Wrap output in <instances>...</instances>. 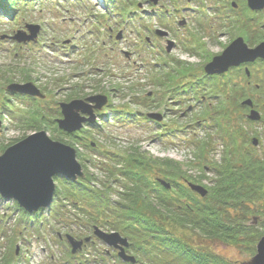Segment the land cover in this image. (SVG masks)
Instances as JSON below:
<instances>
[{
	"label": "rangeland",
	"instance_id": "374dc122",
	"mask_svg": "<svg viewBox=\"0 0 264 264\" xmlns=\"http://www.w3.org/2000/svg\"><path fill=\"white\" fill-rule=\"evenodd\" d=\"M138 1L137 7L126 5L124 0H117L115 3L112 0H41L18 15L22 18L18 26L14 21H1L0 89L4 91L0 93V112L2 109L6 114H0V156L12 145L40 131H46L52 139L58 137L47 129L34 131L21 128L18 116L25 114L36 102H23L12 95L8 96L6 87L10 82L35 84L47 96L41 106L54 119L59 117V103L106 92L111 94L110 106L113 108H107L104 118L98 121L99 132L88 128L93 135L90 140L94 139L98 144H94L93 149H98L101 153L84 147L88 141L72 143L64 138L67 141L63 143L76 149L79 162L85 163L88 173L101 180L94 182L93 188L106 191V187L110 186L114 189L108 195L113 202L120 201V194L125 193L126 189L120 183L109 181L108 173L102 171L104 168L113 172L116 168L108 154L127 156L132 148L138 146L142 152L149 153L152 157L183 163L192 177L200 175L201 170L207 171L208 178L214 176L209 165L221 162L227 149H236L241 154L251 153L264 159V139L261 138L263 146L258 149L235 135L233 129L237 125L239 127L240 122L236 120L234 111L225 109L213 115L199 106V94L194 96L193 93L201 91L196 85L200 82L194 77L177 75L171 56L167 55L168 51L142 53L145 47L142 39L151 40L148 30L156 28L165 33L163 38L166 42L162 41L161 46L165 43L171 49L173 58L195 63V58L184 57L176 49V44L169 39L167 25L177 26L181 16L187 20L196 17V12L191 11L195 8H200L202 16L208 17L212 7L223 9L224 3H213L215 0H200L196 3L193 0H158L157 5L151 7L147 1ZM162 9L164 13L160 20L158 14H161ZM28 25L40 27L38 37L35 41L17 47L18 43L11 38L19 31H26ZM119 31H123V43L111 40L113 34ZM132 45L137 49H132ZM132 50H135L134 57L126 53ZM144 60L148 64H142L145 63ZM131 63H135L133 67H130ZM209 89L211 90L210 87ZM75 94L78 96H73ZM157 95L160 96L159 103L153 101ZM5 107L8 109H3ZM149 112L163 115L165 124L153 123L146 116ZM218 117H224L219 120V127L215 125ZM24 136L26 137L22 139ZM15 140L20 141L12 143ZM207 140L208 144L210 142L205 147L208 164H202L197 160L196 154L201 143ZM79 154L83 155L84 160L79 159ZM123 165L125 166L124 163ZM118 178L123 179L120 176ZM159 179L170 183L164 178ZM207 179L196 185L208 190L211 184ZM55 206L56 201L53 203L54 208ZM258 206L261 214H254L250 223L260 229L264 225V201L256 205V212ZM2 208L6 215L10 211L13 215H18L20 220H13L6 228L0 222V264H15L20 262L18 259L29 260L22 261L25 264H48L46 256L50 253L59 256L62 253L64 244L58 242L57 233L70 231L64 230L63 226L52 225L50 234L42 231L38 232L39 236L36 232L27 233L22 230L24 225L21 226L20 223H27L29 227L37 225L43 220L42 213L29 215L17 203L14 206L0 205V209ZM67 210L62 208L60 213L63 214L58 216H65ZM51 214L53 220L58 219L55 212ZM82 218L79 225L82 228L88 227L89 220L84 216ZM19 226L22 228H18ZM24 236L26 240L23 239ZM27 240L30 241L29 244L25 242ZM23 249H28V252ZM212 249L220 256L231 258L239 264L249 262L254 257L245 246L230 247L217 243L212 245ZM17 250L21 252L18 253Z\"/></svg>",
	"mask_w": 264,
	"mask_h": 264
},
{
	"label": "trees",
	"instance_id": "16d2710c",
	"mask_svg": "<svg viewBox=\"0 0 264 264\" xmlns=\"http://www.w3.org/2000/svg\"><path fill=\"white\" fill-rule=\"evenodd\" d=\"M39 1L41 0H0V23L2 20H9L18 26L21 22L19 20H22L18 15ZM144 1L151 7L154 6L151 0ZM124 2L126 5L139 6L138 0ZM158 16L160 20L163 17L162 14ZM16 46L21 47L20 44ZM3 91L0 89V93ZM7 95L17 97L23 102H36L25 114L18 116L17 121L21 128L34 131L47 129L54 136H58L53 139L61 142L67 141L64 138L72 143L88 141L84 147L100 152L93 149L97 142L90 140L93 136L90 131L99 132V122L89 124L80 133L69 135L58 128L54 118L48 116L41 106L44 100L11 92H7ZM57 114L61 117L60 108H57ZM104 115L105 112L100 113V119L104 118ZM209 145L208 140L202 142L196 154L197 160L202 164H208L205 147ZM236 151L227 149L222 163L209 165L214 175L212 178H208L207 171L204 170H201L197 177H192L183 163L152 157L149 153L142 152L138 146L132 148L127 156L108 154V158L115 162L116 168L113 172L104 168L102 171L108 173L109 181L125 187V193L116 191L121 200H111L108 195H111L114 189L110 186L106 187V191L93 188L92 184L101 180L89 174L84 163V180L74 182L62 176L55 178L56 206L52 207L47 220H52L51 213L55 212L57 217H61L58 215L63 214L60 213L62 208L69 209L67 213L71 217L84 216L89 220L88 227L80 229L82 234L85 235L88 228L93 231L95 227H109L131 239L136 255L145 256L152 263L159 261L164 264H239L212 251V245L222 243L230 247L245 246L251 256L256 254V245L264 236V225L259 229L250 222L254 214H261L260 206L256 212V205L264 201V159L251 153L241 154ZM78 157L84 160L83 155L79 154ZM159 177L170 182L171 188H165ZM205 179L211 185L208 187V194L201 197L189 188L188 183L202 184ZM85 262L91 263L89 258H86Z\"/></svg>",
	"mask_w": 264,
	"mask_h": 264
},
{
	"label": "flooded vegetation",
	"instance_id": "af4514ba",
	"mask_svg": "<svg viewBox=\"0 0 264 264\" xmlns=\"http://www.w3.org/2000/svg\"><path fill=\"white\" fill-rule=\"evenodd\" d=\"M193 1L196 3L200 0ZM214 2H223L225 7L223 9L212 7L211 15L208 17L202 16L200 8L191 9L194 13L196 12V17L187 20L181 16V21L177 22V26L167 25L169 39L176 44V49L184 57L195 58V63H190L187 59L173 58L171 49L168 50L165 43H163V47L161 46V42L165 39L157 34L156 28L148 30L152 37L151 40L142 39L145 46L142 53L157 50L168 51L167 55L171 56V63L174 64V72L177 75L194 77L200 82L196 85L201 91L193 93L194 96L199 94V106L210 111L213 115L215 112H222L225 109V111H234L236 120L240 122L239 127L237 125V128L233 129L235 135L240 136V139L255 148L261 149L262 139H264V49L255 56L250 52L264 46V7L253 10L249 7L248 0H215ZM213 15L214 17H212ZM165 28L167 27L165 26ZM117 33L113 34L111 40L123 43V36H121V40H117ZM126 42L131 41L127 40ZM133 46L131 48L136 50L137 48ZM234 47L239 59L238 64L229 66L222 73L210 74L206 71L208 64ZM135 50L126 53L130 57H134ZM140 56L142 55L140 54ZM134 64L129 65L133 67ZM142 64L145 65L148 62L145 61ZM149 64L151 65V63ZM101 95H106L109 98L107 106L103 108L105 111L112 102L111 94L106 92ZM158 97H155L154 101L158 102L160 100ZM72 100L66 102L69 103ZM95 112L100 119L99 115L102 112L97 110ZM2 113L1 110L0 114ZM58 118H62V116ZM223 119L224 117H218L215 125L219 127V120ZM151 121L158 125H164L166 119L161 122ZM98 228L106 234L119 233L122 238L128 239L130 245L124 249V252L128 257L136 258L137 261L125 260L120 255V246L109 247L96 236V231L88 228V232L84 236L74 237L77 241H83L81 248H78L75 253L72 245L67 240H63L64 250L60 256L56 257L50 253L45 257L46 262L48 264H86V258H89L90 264H151V261L145 256L136 255L133 243L127 236L109 227Z\"/></svg>",
	"mask_w": 264,
	"mask_h": 264
},
{
	"label": "water",
	"instance_id": "95a60500",
	"mask_svg": "<svg viewBox=\"0 0 264 264\" xmlns=\"http://www.w3.org/2000/svg\"><path fill=\"white\" fill-rule=\"evenodd\" d=\"M152 2L157 5L158 0ZM248 5L253 10L260 9L264 7V0H248ZM39 31V26L28 25L26 31H19L11 39L19 44L32 42L37 39ZM157 34L165 36L161 30H158ZM117 39H121V34ZM263 49L264 46H260L250 53L255 56ZM235 51V47L231 48L222 56L215 58L207 65L206 71L210 74L222 73L229 66L238 64L239 59ZM7 90L33 98H46V95L33 83H12L8 85ZM108 101L107 96L94 95L85 100L77 99L69 103H60L62 118L57 120L58 128L69 135L81 131L86 123L96 122L95 111H102ZM148 117L158 122L163 120V115L159 113H149ZM0 161H2L0 164V196L8 201H16L30 215L52 206L57 189L55 177L62 176L74 182L86 178L83 166L77 158L76 149L53 140L46 131L34 133L12 145L0 156ZM159 181L165 188H171L170 183ZM188 186L202 197L208 194V190L203 186L193 183H188ZM95 231L96 236L108 246H120V255L125 260L136 261L134 257H128L124 252V249L129 247L128 239L122 238L119 233L106 234L98 228ZM67 238L74 253L81 248L83 241H77L71 236ZM244 264H264V236L257 244L256 255Z\"/></svg>",
	"mask_w": 264,
	"mask_h": 264
},
{
	"label": "bare ground",
	"instance_id": "6f19581e",
	"mask_svg": "<svg viewBox=\"0 0 264 264\" xmlns=\"http://www.w3.org/2000/svg\"><path fill=\"white\" fill-rule=\"evenodd\" d=\"M26 97H27V96H26ZM2 209H3V208H2ZM8 223L10 224V223H11V221L7 222L6 224H8ZM36 256H39V254H38V255H36Z\"/></svg>",
	"mask_w": 264,
	"mask_h": 264
},
{
	"label": "snow or ice",
	"instance_id": "6c2138e0",
	"mask_svg": "<svg viewBox=\"0 0 264 264\" xmlns=\"http://www.w3.org/2000/svg\"><path fill=\"white\" fill-rule=\"evenodd\" d=\"M0 164H2V161H0Z\"/></svg>",
	"mask_w": 264,
	"mask_h": 264
}]
</instances>
